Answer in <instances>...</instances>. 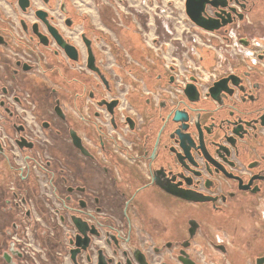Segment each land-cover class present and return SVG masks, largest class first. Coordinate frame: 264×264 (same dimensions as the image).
<instances>
[{"label": "flooded vegetation", "instance_id": "flooded-vegetation-1", "mask_svg": "<svg viewBox=\"0 0 264 264\" xmlns=\"http://www.w3.org/2000/svg\"><path fill=\"white\" fill-rule=\"evenodd\" d=\"M43 2L79 59L70 58L45 24L40 32L46 37L35 34L38 19L23 21L27 51L0 53V222L10 240L0 254L3 264H74V215L89 237L79 264H98L101 256L110 264H139L143 255L150 264H183L181 250L205 264L197 252L208 249L221 257L244 250L252 264H264V0H182L185 12L217 18L209 24L218 29L189 19L190 29L208 43L196 46L189 69L176 57L162 60L161 85L143 90L146 109L111 84L95 45L101 37L84 30L83 45L77 44L50 12L55 4ZM64 24L78 23L67 16ZM87 41L101 74L88 67ZM0 44L10 46L3 36ZM42 48L57 59L58 70L82 74L70 101L45 85L29 89L31 82L50 79ZM189 83L197 96L186 93ZM74 99L91 117L73 107ZM176 111L181 120H174ZM188 133L196 145L191 151ZM186 190L209 199L172 193ZM175 207L184 222L178 217L165 229L163 216ZM211 226L223 231L212 236ZM164 231L172 237L159 242ZM208 257L206 264H217Z\"/></svg>", "mask_w": 264, "mask_h": 264}, {"label": "crops", "instance_id": "crops-1", "mask_svg": "<svg viewBox=\"0 0 264 264\" xmlns=\"http://www.w3.org/2000/svg\"><path fill=\"white\" fill-rule=\"evenodd\" d=\"M50 1L56 6V9L50 10V12L62 16L61 19H58V25L67 37H70L77 44H82L80 35L84 30L93 39L101 37L95 45L97 52L100 54V60H105V74L109 77L111 84L117 87H124L127 90L126 93H128L129 99L141 109H146L145 100L148 96L143 93L144 87L147 86L148 89L154 90V88L161 85V81L156 76L161 72V62L166 56L160 46H156L157 42H159L156 38L148 41L143 37L134 14L125 8L126 6L123 4L124 0ZM33 7L30 11L24 13L18 7L16 0L14 2L0 0V36L5 37L10 44L7 49L0 44V53L10 51V49L20 53L27 51L23 44L25 43L23 34L17 32L14 27L17 28L18 26L21 30L24 27L23 21L26 25H31L37 20L34 10L37 8L48 9L43 0H35ZM67 16L74 18L78 23L74 28H68L64 24V19ZM42 52L44 56H40L41 65L49 71L48 76L50 79H38V82H31L27 84L29 85V89L38 92L37 87L45 85L66 94L67 99L70 101V98L77 92L76 88L78 84L74 82V79L81 80L82 74L76 71L67 72L64 69L58 70L60 65H56L57 59L44 48H42ZM53 65L56 67H53ZM53 68L55 70L52 72ZM1 84L2 81L0 80ZM22 85L26 86V84ZM78 87L81 89L80 85ZM72 104L74 108L81 110L87 117H91L88 107L84 106L83 102L79 99H74ZM63 109L69 110L65 104ZM69 113L73 114L71 110ZM73 116H77L76 113ZM152 116V114L149 115V119ZM121 143L126 146V143ZM178 206L183 205L179 204ZM177 211L178 209L175 207L165 212L166 214L162 219L165 229L168 225L177 221L178 217H180L181 222H184L181 212L178 211V214H176ZM4 232V224L0 222V254L7 250L10 241ZM170 237L172 236L164 231L161 237L158 236V241L164 242V240ZM180 237H184V231L180 232ZM208 251L212 258L217 259L216 257H219L221 259V251L211 249H208ZM230 253L237 256V263L252 264V254L244 250H233ZM0 264H3L1 257Z\"/></svg>", "mask_w": 264, "mask_h": 264}, {"label": "rangeland", "instance_id": "rangeland-1", "mask_svg": "<svg viewBox=\"0 0 264 264\" xmlns=\"http://www.w3.org/2000/svg\"><path fill=\"white\" fill-rule=\"evenodd\" d=\"M123 4L134 14L143 37L148 41L156 38L160 42H157L156 46L159 45L164 51L166 60L171 61L173 57H176L182 69H189V66L196 64V60L193 58L196 46H203L208 41L206 37L199 38L195 31L190 29L189 17L183 9L182 0H124ZM55 15L58 19L62 18L59 14ZM14 29L23 34L20 27L17 26ZM207 37L209 36L207 35ZM0 166L5 167L1 158ZM221 229L211 226L209 232L215 236L223 231V228ZM201 240L203 241V239ZM198 247L201 248L200 245ZM205 255L210 259L209 251L203 254L200 251L197 252V258L202 259L206 264L208 259ZM216 258L218 260L213 258V261L217 264H239L235 254L230 253L229 256L221 257V259ZM38 264H42V262H38Z\"/></svg>", "mask_w": 264, "mask_h": 264}, {"label": "water", "instance_id": "water-1", "mask_svg": "<svg viewBox=\"0 0 264 264\" xmlns=\"http://www.w3.org/2000/svg\"><path fill=\"white\" fill-rule=\"evenodd\" d=\"M190 0H188L189 2ZM46 3H48V0H45ZM18 4L20 6V8L22 9V11L27 12L33 5V0H18ZM188 17L190 20H192L193 22H195L197 25H199L200 27H203L207 30H215L218 29V27H215L213 25L209 24V21L211 20H218L217 18L214 17H206L204 15L203 11H197V12H193L191 11L189 8L186 11ZM35 14L37 16L38 21L36 23L33 24V30L35 32V34H37L39 37H46V35H43L40 32V26L41 24H45L48 31L50 32V34L57 40V42L66 50L67 54L70 56L71 59L77 61L79 59L78 56V49L75 45L71 44L60 32L59 28L57 26H55L54 24L51 23V19L49 17V12L45 9H37L35 11ZM88 43V53H89V57H88V67L96 72H98L99 74H101V70L98 66H96L95 63V56L93 54V50L91 48V45L89 43V41H87ZM186 93L191 96V95H195L197 96V89L195 87L194 84L189 83L185 89ZM107 105L109 106H114L117 104V101H114L112 103H107ZM113 110V109H112ZM179 113H182V111H176L175 112V117L174 120H181L180 117L177 118V116L179 115ZM172 113L169 114L167 120L169 119L170 115ZM199 133H200V142L203 143L205 141L204 136H203V131L201 129H199ZM188 135L191 138V143H187V149L189 151L192 150V148H196V145L193 141V138L191 137V135L188 133ZM202 147V146H201ZM175 195L181 196L182 198H185L187 200H191V201H196V202H203L208 200L209 198L206 196H203V194H199L196 193L194 191L191 190H186V191H179V192H172ZM73 221L75 223V225L78 227L79 230V234L76 237V240H72V243H74L76 245L75 248H73L71 250L72 253V260L74 262V264H79L78 261V254L81 253L82 250L87 249L88 246V240L89 237L87 236L88 230L85 229V222L77 216H72ZM92 232V231H91ZM178 259L180 261H182L183 264H197L191 257L190 254L187 253L185 250H181L180 251V255L178 256ZM264 261V258L262 259ZM139 264H150V262L147 260L146 256L143 255L142 259H139ZM98 264H110L108 263L104 257H100ZM118 264H122L121 262ZM163 264H170L168 262H164Z\"/></svg>", "mask_w": 264, "mask_h": 264}, {"label": "built area", "instance_id": "built-area-1", "mask_svg": "<svg viewBox=\"0 0 264 264\" xmlns=\"http://www.w3.org/2000/svg\"><path fill=\"white\" fill-rule=\"evenodd\" d=\"M26 251L31 252L30 249H26Z\"/></svg>", "mask_w": 264, "mask_h": 264}]
</instances>
